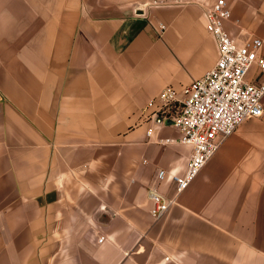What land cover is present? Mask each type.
<instances>
[{"label": "crops", "instance_id": "1", "mask_svg": "<svg viewBox=\"0 0 264 264\" xmlns=\"http://www.w3.org/2000/svg\"><path fill=\"white\" fill-rule=\"evenodd\" d=\"M215 1L0 0V264H264V115L165 217L147 193L174 194L192 147L143 109L217 62ZM226 1L230 34L264 41V0Z\"/></svg>", "mask_w": 264, "mask_h": 264}, {"label": "built area", "instance_id": "2", "mask_svg": "<svg viewBox=\"0 0 264 264\" xmlns=\"http://www.w3.org/2000/svg\"><path fill=\"white\" fill-rule=\"evenodd\" d=\"M206 17L207 30L219 46L217 62L182 91L167 86L143 109V114L150 119L172 117L174 126L181 132L180 141L192 147L185 172L170 175L174 185L172 196L162 193L156 186L148 188L151 213L157 219L165 217L178 204L179 196L240 125L264 115V82L248 78L254 64L264 71L261 52L264 41L258 37L240 41L230 34L225 26L231 17L226 0H216L208 7ZM164 28L161 24L160 29ZM157 177L164 180L168 172L160 169Z\"/></svg>", "mask_w": 264, "mask_h": 264}]
</instances>
